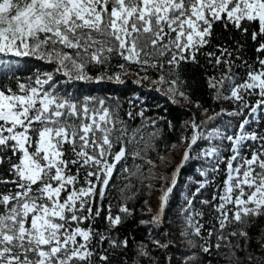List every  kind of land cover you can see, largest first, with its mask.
I'll return each instance as SVG.
<instances>
[{"label": "snow or ice", "instance_id": "1", "mask_svg": "<svg viewBox=\"0 0 264 264\" xmlns=\"http://www.w3.org/2000/svg\"><path fill=\"white\" fill-rule=\"evenodd\" d=\"M217 26L250 37L254 57L239 41L214 44ZM29 60L49 68L27 75ZM185 65L204 69L214 105L193 99ZM126 77L187 106L170 173L158 171L172 158L157 144L171 121L146 115L138 97L125 111L65 87ZM191 161L199 179L173 223L166 208ZM142 189L159 195L141 223L167 239L135 242L136 264H160L153 250L173 246L165 224L188 246L181 264L213 250L228 264H264V233L259 258L249 251V228L264 218V0H0V264H111L129 246L117 229Z\"/></svg>", "mask_w": 264, "mask_h": 264}, {"label": "trees", "instance_id": "2", "mask_svg": "<svg viewBox=\"0 0 264 264\" xmlns=\"http://www.w3.org/2000/svg\"><path fill=\"white\" fill-rule=\"evenodd\" d=\"M233 41H239L241 44H245L244 55L246 58L251 60L254 57L255 45L251 41L250 37L242 39L240 34L235 31H225L219 26L215 29V37L213 43L227 44L229 47H234ZM203 64V59H201ZM20 68L22 71L30 75L34 72L41 70H47L48 65L43 62L29 60L26 63H21ZM184 77L188 80L191 85V91L193 99L199 100L205 106L214 105L210 93L204 85L203 72L204 69L200 66L185 65ZM30 70V71H29ZM242 71V69H240ZM127 83L124 85H116L112 83L103 84H65L68 91L73 93H83L96 96H111L118 99L123 105V110H128V100L139 98L137 101L142 107L147 108L146 115L151 117L163 116L167 120L171 121L175 125V131H170L163 121L161 122L162 136L158 141L157 149L160 155L170 156L172 163L168 168H160L158 171L170 173L173 168L179 163V153L171 150L170 146L174 144L181 134L183 129V121L188 118L189 113L187 112V106H177L171 104L163 95L158 94L155 90L149 91L147 88H141L131 82L132 78H125ZM194 111V110H193ZM139 122V118H137ZM155 158L156 153L152 154ZM196 167L199 164L195 161L189 162L182 170L178 177V183L170 196L169 205L166 208L165 216L168 221L175 223L176 213L179 211L180 206L184 203V196L189 193L192 189L189 178L193 180L199 179ZM159 185L157 184V188ZM212 189L209 188L205 192V196L210 198ZM159 193L155 190L149 191L142 189L135 200L129 203V207L133 209V215L128 217L125 222L117 229V234L121 239L127 237L129 239V246L124 250H114L111 252L110 261L111 264H136L137 258L135 256V249L137 244L135 242L145 241L150 239L151 236H156L162 242L167 238L162 234L161 229L145 226L141 223L143 219H147L145 201H149L152 204V198ZM197 208H201L199 204ZM154 208V206H153ZM206 215L204 217L205 222L211 220V214L204 209ZM97 227L103 231L105 223L103 220L97 222ZM164 227L173 233L172 247L168 249L153 250L154 255L159 258L160 264H167V257H172V264H181V258L188 254V246L186 243H182L178 237V230L172 227L170 224H165ZM205 227H210V224L205 223ZM249 233L252 237L250 241L249 251L253 252L258 258L261 255V249L259 248V241L261 240V234L264 233V218H259L250 228ZM192 251H197L193 249ZM223 252V250H221ZM200 264H228L221 253H217L215 250L211 254L198 253ZM243 257L244 253H240ZM141 264H148L147 261L141 259Z\"/></svg>", "mask_w": 264, "mask_h": 264}, {"label": "rangeland", "instance_id": "3", "mask_svg": "<svg viewBox=\"0 0 264 264\" xmlns=\"http://www.w3.org/2000/svg\"><path fill=\"white\" fill-rule=\"evenodd\" d=\"M180 158V157H179ZM179 160V159H178ZM179 162V161H178ZM157 197H158V195H156V196H154L153 198H152V204H153V206H154V208H155V205H156V203H155V201L157 202Z\"/></svg>", "mask_w": 264, "mask_h": 264}, {"label": "water", "instance_id": "4", "mask_svg": "<svg viewBox=\"0 0 264 264\" xmlns=\"http://www.w3.org/2000/svg\"><path fill=\"white\" fill-rule=\"evenodd\" d=\"M179 161H180V158H179Z\"/></svg>", "mask_w": 264, "mask_h": 264}, {"label": "bare ground", "instance_id": "5", "mask_svg": "<svg viewBox=\"0 0 264 264\" xmlns=\"http://www.w3.org/2000/svg\"><path fill=\"white\" fill-rule=\"evenodd\" d=\"M155 203H156V201H155Z\"/></svg>", "mask_w": 264, "mask_h": 264}]
</instances>
